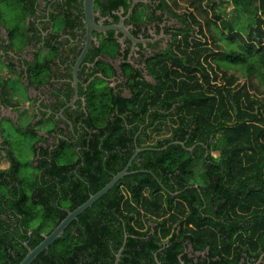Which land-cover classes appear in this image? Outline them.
Listing matches in <instances>:
<instances>
[{
	"label": "trees",
	"instance_id": "16d2710c",
	"mask_svg": "<svg viewBox=\"0 0 264 264\" xmlns=\"http://www.w3.org/2000/svg\"><path fill=\"white\" fill-rule=\"evenodd\" d=\"M195 1L189 0V5ZM161 2L185 27L175 50L164 54L155 74L161 90L155 86L147 97L161 93V120L171 117L177 122L171 137L151 146L157 150L140 152L128 174L80 213L31 264H113L121 247L118 264H131L135 245L154 252L160 242L161 261L166 264H178V255L188 245L194 253H202L196 264H264V47L255 45L263 34L264 0H233L231 18L226 17L230 0H212L216 20L205 25L192 10L176 15L168 0ZM237 20L245 29L243 40L242 31H236ZM17 31L15 27L11 35ZM228 33L242 41L223 57L220 37ZM239 46L244 53L237 50ZM228 62L245 68L239 69L245 82L227 73L229 68L238 69L228 67ZM32 69L29 77L39 79L44 65L37 63ZM219 80L221 84L216 83ZM86 102V122L79 125L82 135L75 143L61 138L51 154L39 146L40 158L28 161L35 170L31 181L20 175L23 165L17 157L12 152L6 156L10 167L0 176L16 175L19 186L9 190L0 184V213L12 218L18 214L22 234L20 247L8 248L11 236L0 222V264H18L26 254L22 243L35 247L67 211L121 171L134 152L136 130H127L130 120L124 123L120 115L129 102L113 99L107 87L93 85ZM147 102H139L142 110ZM137 144L144 147L139 138ZM192 146L195 150L189 151ZM156 178L161 179L159 188ZM191 180L200 181L199 191L172 195L183 188L174 182ZM159 217L161 241L155 235L145 242L146 232L141 230ZM181 259L193 264L186 255Z\"/></svg>",
	"mask_w": 264,
	"mask_h": 264
},
{
	"label": "flooded vegetation",
	"instance_id": "af4514ba",
	"mask_svg": "<svg viewBox=\"0 0 264 264\" xmlns=\"http://www.w3.org/2000/svg\"><path fill=\"white\" fill-rule=\"evenodd\" d=\"M7 1L0 0V63L8 73L7 78L0 73V172L10 167L9 160L5 164L8 153L12 152L16 158L8 140L3 137V120L5 123L13 122L21 129L18 117L21 104L18 92L21 88L25 93L24 100L31 103V117L23 122L35 134L36 150L32 158L35 161L40 158L39 146H44L51 154L61 138L75 143L82 135L79 125L86 122V93L94 81H103L113 99L119 97L129 102L128 108L125 107L120 115L124 123L130 120L127 130H136L134 152L137 148L142 151L157 150L151 146L165 138H158L153 143L147 140L150 138L149 130L156 129L161 121V93L147 98L148 92L153 91L155 86L161 90L155 74H159L157 71L161 68L164 54L175 50L182 39L181 31L185 29L182 22L163 7L161 0H116L115 6L112 5L113 0H94L93 10L98 14L94 17L95 25L104 29L92 30L88 50L77 68L76 63L87 40L83 0H12L14 5H18L13 8L21 12L19 21L12 28L7 27L2 9ZM15 27L18 31L11 35ZM16 40L18 45L15 44ZM40 61L44 71L39 79L29 77L32 67ZM75 70L76 85L73 79ZM11 78L17 79L14 82L21 87L14 86L11 91ZM40 80L42 83L38 85ZM142 99L148 101L143 110L139 105ZM42 120L47 123L43 131L37 129ZM138 138L139 144L144 147L138 146ZM188 149L195 150L194 146ZM207 155L206 151L203 156L206 158ZM6 181L10 184L4 186ZM155 183L158 188L162 185L161 179L156 178ZM174 183L183 188L172 195L192 189L199 191L201 184L197 180ZM0 184L9 190L13 187L18 189L19 186L17 176L10 177L6 173L0 176ZM20 220L18 214L12 218L4 211L0 213L3 229L6 231L8 227L11 236L8 248L10 245H21ZM141 232H146L143 238L145 242L149 236L155 235L161 241V217L156 218V222H148ZM30 235V231L26 232V236ZM25 244L28 245L27 242L22 243L24 247ZM159 245L154 252L148 247L135 245L130 252L131 264H166L161 261V242ZM183 255L196 264L202 253H194L188 245L178 255V264H185L181 259ZM253 264H259V261Z\"/></svg>",
	"mask_w": 264,
	"mask_h": 264
},
{
	"label": "rangeland",
	"instance_id": "374dc122",
	"mask_svg": "<svg viewBox=\"0 0 264 264\" xmlns=\"http://www.w3.org/2000/svg\"><path fill=\"white\" fill-rule=\"evenodd\" d=\"M169 2V6H170V9L173 13H175L176 15H180L184 12H187L190 10H192L197 16L198 18L200 19V21L205 25V22L206 21H209V22H214L216 19L214 18V12L212 10V0H202V1H199V0H196L194 2V5L191 6L189 5V0H176V4L173 5L172 3V0H168ZM234 2L233 0H230V7H229V10H227V13H226V17L227 18H231V17H234L235 15V11L232 10L233 7H234ZM218 5L220 6V9H224V4L222 3H218ZM13 6H18L17 4L14 5V1L12 0H9L6 2V7L2 6V9H3V14L5 16V18L7 19V27L8 28H12L14 27L15 24H17V22L19 21L20 19V11L19 10H15L13 8ZM233 6V7H232ZM226 11V10H225ZM238 14V13H237ZM235 21V20H233ZM239 21H242L241 19H239ZM237 20L236 22V31H238V29H240L242 32H241V39L243 40L244 37H245V29H244V26L241 25V23ZM243 22V21H242ZM263 30V34H262V37H261V42L257 43L256 42V46H262L264 47V26L262 28ZM239 32V31H238ZM206 34H208V32H206ZM212 36V39H215V35H211ZM233 36H229V33L227 34V36H224V37H220L221 41H223V45L221 46L222 47V54H223V57L226 55V52H228L229 49H232L234 50L235 49V45L239 44L240 41V38H233ZM16 45H18V41L16 40L15 42ZM242 44V43H241ZM238 51H240V53H244L245 51L243 50V47L242 46H239L237 48ZM258 63H259V68L261 67V61H260V57L261 56H258ZM40 63H42V61H40ZM215 63V62H214ZM229 64L227 65L228 67H234V68H238V69H233V68H229L227 69V73L228 74H232L236 81L240 83H243L245 82V80L243 79L242 77V74H241V70H245V68L240 65V64H232L231 62H228ZM5 66L2 65V63H0V73L1 75H3L4 77H8V73H6L5 71ZM241 69V70H239ZM262 73L264 74V70L262 71ZM10 83H12L10 85V89L12 91V88H19L21 87V85L18 83V82H14V81H17V79H13L11 78V80H9ZM8 82V81H7ZM218 84H221V81L219 80L218 82H216ZM19 84V85H18ZM93 86L96 88V89H99V88H102L104 86H106V84L103 82V81H94L93 82ZM8 89V88H7ZM22 89H19L20 91L18 92L19 95H21V104H19V123L20 125L22 126L21 129H18V126L13 123V122H10V123H5L4 120H3V125L5 126V130H4V134H3V137L8 140V143L11 145V148H12V151L13 153L15 154V156L17 157V159L21 162V164L23 165L22 166V169L21 171L19 172L20 175H24L27 180L31 181L32 180V176L34 174V171L33 169H31V166L30 164H28V161H30V158L33 156H31L32 154V144L34 143V137L30 134H28V131H27V128H26V125L24 124L23 121H27L28 119H30L31 117V114H32V111H31V103L30 102H27L25 101L23 95L25 93L22 92ZM253 92L254 91V88H250ZM176 120L174 118H171V117H167L165 119H162L161 121H159V123L157 124V128L156 129H150L149 130V140H147V142L149 143H153L156 139L158 138H168L170 137L171 133H172V130L174 128V126L176 125ZM47 125V123H45L44 120L41 121V123L39 125H37V129H40V130H44L46 127H44V125ZM2 125V126H3ZM31 158V159H32ZM8 162V160H6ZM5 161V164H7ZM195 171L199 172V170L201 169V165L198 164L197 166H195ZM197 175H199L197 173Z\"/></svg>",
	"mask_w": 264,
	"mask_h": 264
},
{
	"label": "water",
	"instance_id": "95a60500",
	"mask_svg": "<svg viewBox=\"0 0 264 264\" xmlns=\"http://www.w3.org/2000/svg\"><path fill=\"white\" fill-rule=\"evenodd\" d=\"M93 4L94 0H83V13L85 17V22H86V35H87V40L84 48L82 49L81 55L76 63V68L78 67V64H80L81 60L83 59V56L88 50L89 43L91 37V32L92 30L100 31L104 28L102 27H97L95 25L94 17L98 16L97 12H94L93 10ZM102 24H100L101 26ZM113 28V27H112ZM76 71L73 73V79H74V84L76 85L77 81V76H76ZM165 148V147H164ZM142 151L141 149H136L134 154L130 157L127 165L118 173L114 174L111 179L106 183L100 190H98L96 193L90 195L88 199L76 207L72 211H67L66 216L47 234L45 235L42 240L33 248H30L27 244H25L26 248V254L24 257L20 260L18 264H31V262L45 249L49 247L56 239H58L64 232L65 228L73 221L76 219V217L82 213L85 209L90 207L98 198H100L103 194H105L109 189H111L117 181H119L122 177L128 174V168L131 165L133 159L135 156ZM123 250V247H121L118 251V253L115 256V260L113 264H118L119 258L121 255V252ZM262 257V256H261ZM260 257V258H261Z\"/></svg>",
	"mask_w": 264,
	"mask_h": 264
},
{
	"label": "crops",
	"instance_id": "0c3cea01",
	"mask_svg": "<svg viewBox=\"0 0 264 264\" xmlns=\"http://www.w3.org/2000/svg\"><path fill=\"white\" fill-rule=\"evenodd\" d=\"M46 75L44 74L43 75V79H45ZM12 83L9 84V86L11 85ZM47 125H44V127H46Z\"/></svg>",
	"mask_w": 264,
	"mask_h": 264
},
{
	"label": "bare ground",
	"instance_id": "6f19581e",
	"mask_svg": "<svg viewBox=\"0 0 264 264\" xmlns=\"http://www.w3.org/2000/svg\"><path fill=\"white\" fill-rule=\"evenodd\" d=\"M259 252V251H258Z\"/></svg>",
	"mask_w": 264,
	"mask_h": 264
}]
</instances>
